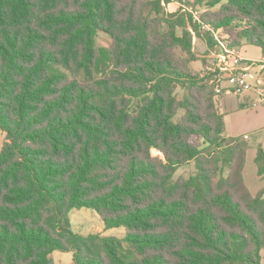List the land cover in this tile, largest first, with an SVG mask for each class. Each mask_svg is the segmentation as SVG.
Listing matches in <instances>:
<instances>
[{
  "label": "trees",
  "instance_id": "1",
  "mask_svg": "<svg viewBox=\"0 0 264 264\" xmlns=\"http://www.w3.org/2000/svg\"><path fill=\"white\" fill-rule=\"evenodd\" d=\"M185 1L200 23L161 0H0V264H262L249 145L192 63L194 37L217 45L204 25L264 56V0ZM81 209L124 234L76 233Z\"/></svg>",
  "mask_w": 264,
  "mask_h": 264
},
{
  "label": "crops",
  "instance_id": "2",
  "mask_svg": "<svg viewBox=\"0 0 264 264\" xmlns=\"http://www.w3.org/2000/svg\"><path fill=\"white\" fill-rule=\"evenodd\" d=\"M178 4V3H176ZM180 6V4H178ZM169 8L172 6L168 4ZM197 46V47H196ZM241 56L245 59L243 65L248 62H256L264 64V56L262 50H258L256 46L244 43L239 47ZM194 51L199 57V60L192 63V69L195 73L201 75V70L207 65L201 58H206L212 55L205 40L194 38ZM214 51H217L216 49ZM259 54H257V52ZM261 51V52H260ZM264 78V71L262 72ZM256 98L255 92L247 93L243 96H224L221 101L220 111L225 118L226 136L228 138H243L249 145L246 156V164L243 170L244 181L252 194L256 197L264 190V176H259L258 169L255 164V158L259 147L264 149V110L254 106ZM98 217V216H97ZM73 224V219L71 218ZM102 230L105 233L100 235L107 236L104 225L101 223ZM114 230V229H113ZM123 235V234H121ZM57 253V252H56ZM262 264H264V250L262 251Z\"/></svg>",
  "mask_w": 264,
  "mask_h": 264
},
{
  "label": "built area",
  "instance_id": "3",
  "mask_svg": "<svg viewBox=\"0 0 264 264\" xmlns=\"http://www.w3.org/2000/svg\"><path fill=\"white\" fill-rule=\"evenodd\" d=\"M162 5L168 11L169 6L167 5V8L164 1H162ZM180 7L182 12L191 14L194 22H201L198 10L193 11L182 4ZM203 30L212 32L217 42L214 50L217 51L213 50V54L205 58L208 64L202 70L201 77L214 86L215 93L220 98L224 96L239 97L255 92L254 106L264 110V78L262 76L264 64L252 61L243 65L245 59L241 56L239 48H229L219 34L210 27L204 25Z\"/></svg>",
  "mask_w": 264,
  "mask_h": 264
},
{
  "label": "rangeland",
  "instance_id": "4",
  "mask_svg": "<svg viewBox=\"0 0 264 264\" xmlns=\"http://www.w3.org/2000/svg\"><path fill=\"white\" fill-rule=\"evenodd\" d=\"M164 1L166 6L171 3L172 6L168 9V13H184L182 12L181 7L178 5L179 3L184 5L187 8H190L191 10L195 11L198 10L200 12V16L206 12L205 7H195L192 2L189 1H181V0H161ZM178 3V4H176ZM168 8V6H167ZM187 15H191V14H187ZM102 36V42L105 43L106 41V36L105 35H101ZM197 47V46H196ZM258 50H261L259 47H256ZM257 52V51H256ZM259 52V51H258ZM257 52V54H259ZM261 52V51H260ZM201 60H203V62H206V64H208L207 60L204 58H201ZM201 74H203V71L201 70ZM185 95L184 90H182L181 88L178 89V97L180 99L183 98V96ZM222 99V98H220ZM220 105H221V101H220ZM181 115H179L180 117ZM6 140V135L3 131L0 130V150L4 144ZM152 154L154 156H158L160 155V153L156 150L152 151ZM197 173V165L196 162L193 161L183 167H181L177 173L174 176V181H176L177 179H179L180 177H184V178H189L193 175H195ZM98 215L92 211V210H88V209H81V210H74L71 212L70 217L73 219V224H72V228L73 231H75L76 233L79 234H83L85 236L89 235V234H100L101 230H102V226H101V220L99 219V217H97ZM124 229L120 228V229H114V230H109L107 232V236H115V237H121V234H124ZM103 233H105L103 231ZM101 233V234H103ZM53 258L56 262V264H74L73 263V256L70 253H54Z\"/></svg>",
  "mask_w": 264,
  "mask_h": 264
}]
</instances>
